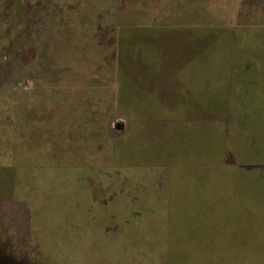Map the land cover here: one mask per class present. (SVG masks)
<instances>
[{
    "label": "rangeland",
    "instance_id": "obj_1",
    "mask_svg": "<svg viewBox=\"0 0 264 264\" xmlns=\"http://www.w3.org/2000/svg\"><path fill=\"white\" fill-rule=\"evenodd\" d=\"M2 1L0 264H171L165 239L170 230L166 234L151 227L145 234L147 247L137 251L124 242L131 223L149 230V221L159 216L147 207L160 202L154 195L178 158L165 157L158 165L124 162L114 153L115 141L127 133L130 121L144 122L146 141L175 122L218 123L228 147L222 162L235 164L233 151L250 132L242 127L246 121L231 112L232 90L244 89L242 80L238 88L232 79L244 66H260L256 51L264 46V0H94L102 15L95 26L84 27V44L74 11L83 0ZM39 12L48 18L43 29L36 19ZM36 38L43 41L41 50L32 47ZM218 40H227L235 53L226 59L230 67L225 76L231 81L216 83L221 98L207 102L213 111H205L188 94L181 101L197 109L196 117L188 111L176 121L135 119L132 95L121 89L125 76L131 84L142 76L140 92L155 93L170 109L179 101L178 90L163 85L167 75ZM139 45L158 50L159 67L165 71L155 79L148 57L134 54ZM241 45L252 48L247 62L236 54L235 46ZM153 82L165 90H150ZM246 89L264 90V78ZM256 168L264 173V162ZM191 237L185 233L186 240ZM202 264L216 261L204 259Z\"/></svg>",
    "mask_w": 264,
    "mask_h": 264
},
{
    "label": "trees",
    "instance_id": "obj_2",
    "mask_svg": "<svg viewBox=\"0 0 264 264\" xmlns=\"http://www.w3.org/2000/svg\"><path fill=\"white\" fill-rule=\"evenodd\" d=\"M1 3L3 1L0 0V6ZM80 4L74 7V11L77 9V20L83 27L81 44H84L88 39L84 27L95 26V18L102 13L98 11L99 3H94V0H83ZM39 13L36 19L39 18V26L43 29L48 18L45 13ZM8 29L12 31V25ZM38 38L32 47L41 50L43 41ZM214 43L188 63L187 73L190 74H180L184 82L186 79L192 83L201 81L203 73L209 75L211 90H179V103L170 109L158 101L157 96L151 95L136 105L137 119L148 116L176 121L190 112L196 117L197 109L191 110L185 101H181V97L188 94L202 103L205 111H213L207 102L211 97L219 102L221 89L214 85L226 86L231 81L225 76L230 67L226 59L235 53L227 40ZM235 47L238 57L243 56L242 62H247L252 48L246 45ZM258 48L260 66H244L232 79L233 87L242 80L244 89L239 90L238 86V90H232L231 112L246 121L241 123L242 127L250 132L247 139L241 138L242 145L233 151L235 164L222 162L228 154V147L225 145V131L218 123L203 125L194 119L193 125L188 126L175 122L168 128L162 127V132L154 133L151 141H146L144 122L137 124L134 120L128 124L127 133L116 139L114 153L124 162L150 161L158 165L165 163V157L168 160L178 158L174 160L176 166L172 168L171 175L165 176L163 185L154 195L160 202L147 207L159 216L149 221V230L141 229L138 223H131L124 247L133 251L147 247L145 234L154 227L170 233L165 239L169 250L167 258L173 264H202L204 259L216 261V264H264V173L255 172L256 166L264 162V90L246 89L249 83L252 85L264 78V46ZM3 51L1 47L0 56ZM161 147L162 154L152 153ZM143 154L147 158L140 160L145 158ZM242 164L247 165L240 168ZM138 207L140 205L134 209L135 213L140 212ZM185 233L193 237L186 240ZM149 248H153L150 243Z\"/></svg>",
    "mask_w": 264,
    "mask_h": 264
},
{
    "label": "crops",
    "instance_id": "obj_3",
    "mask_svg": "<svg viewBox=\"0 0 264 264\" xmlns=\"http://www.w3.org/2000/svg\"><path fill=\"white\" fill-rule=\"evenodd\" d=\"M148 46L149 47L139 45L138 46L139 50L137 49L139 52L137 51L134 54L137 56H140L142 58L148 57L147 61H150L151 64H153L155 66L154 70L151 72V73H153V78H154L156 74L158 76L160 73H163L162 71H165V69L162 70L159 67L162 60L160 58H158V56H157L158 50L156 48H153L152 45H148ZM193 59H194V57L188 59L187 61L179 62L180 64L178 63L176 68L171 70V73L169 74L170 76L167 75L168 79L165 78V79H167L166 80L167 83H165V84L163 83V85L170 86V88L169 89L167 88V90H178V91L179 90H211V79H210L209 75L206 76V74L203 73V75L200 79L201 81H198L197 83L189 82V80L187 81L186 79L184 82V77L180 76V74H183V73L184 74H190L191 73V72L187 73V68H188V63H190L191 61L193 62L194 61ZM194 73L196 75L199 74V72L198 73L194 72ZM128 78L129 77H127V76L124 77L121 89L123 90V95H125L128 92V90L130 91L128 93H130L132 95V98L131 99L129 98V102H131L133 104V105H131V109L134 112L137 104L141 103L144 99H146V97L149 98V97H151V95H155V93L144 95L143 92H140V90H143L142 88L145 87L142 76H139L138 84L137 83L131 84V81H129ZM164 80H162V81H164ZM159 85L156 82H153V89H150V90H165L164 89L165 87H163V88L157 87ZM133 88H135L134 90H136V91L131 92L133 90ZM135 119H137V117H135ZM135 119H133V120H135ZM138 120H139V118H138ZM123 126H124V124H123Z\"/></svg>",
    "mask_w": 264,
    "mask_h": 264
},
{
    "label": "water",
    "instance_id": "obj_4",
    "mask_svg": "<svg viewBox=\"0 0 264 264\" xmlns=\"http://www.w3.org/2000/svg\"><path fill=\"white\" fill-rule=\"evenodd\" d=\"M117 128H118V129H122V128H123V123H120V122H119V123L117 124Z\"/></svg>",
    "mask_w": 264,
    "mask_h": 264
}]
</instances>
